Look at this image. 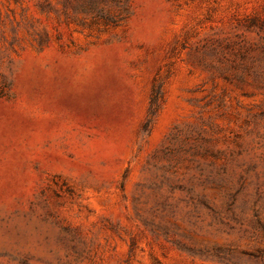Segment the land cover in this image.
Listing matches in <instances>:
<instances>
[{
  "label": "rangeland",
  "instance_id": "rangeland-1",
  "mask_svg": "<svg viewBox=\"0 0 264 264\" xmlns=\"http://www.w3.org/2000/svg\"><path fill=\"white\" fill-rule=\"evenodd\" d=\"M0 264H264V0H0Z\"/></svg>",
  "mask_w": 264,
  "mask_h": 264
}]
</instances>
